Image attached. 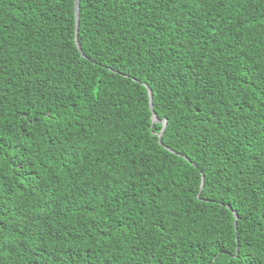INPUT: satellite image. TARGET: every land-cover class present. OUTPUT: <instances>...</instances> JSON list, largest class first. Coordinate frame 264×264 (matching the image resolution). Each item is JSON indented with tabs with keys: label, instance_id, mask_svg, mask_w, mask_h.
<instances>
[{
	"label": "trees",
	"instance_id": "1",
	"mask_svg": "<svg viewBox=\"0 0 264 264\" xmlns=\"http://www.w3.org/2000/svg\"><path fill=\"white\" fill-rule=\"evenodd\" d=\"M74 8L0 0V264H264V0Z\"/></svg>",
	"mask_w": 264,
	"mask_h": 264
},
{
	"label": "water",
	"instance_id": "2",
	"mask_svg": "<svg viewBox=\"0 0 264 264\" xmlns=\"http://www.w3.org/2000/svg\"><path fill=\"white\" fill-rule=\"evenodd\" d=\"M74 12H75V31H76V44L78 46V48L81 50L80 48V43L78 41V32H79V22H80V0H75V8H74ZM150 92V95H151V99H150V108H151V111L153 112V121L154 122H160V123H163V127H162V131L160 133V142H161V138H162V135H163V132L165 131L166 127H167V119H159L155 113H154V107H153V102H152V93H151V90H149ZM236 218L237 219V214L236 212H234ZM236 223V221H235ZM236 228H237V225H235Z\"/></svg>",
	"mask_w": 264,
	"mask_h": 264
}]
</instances>
